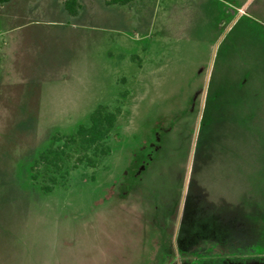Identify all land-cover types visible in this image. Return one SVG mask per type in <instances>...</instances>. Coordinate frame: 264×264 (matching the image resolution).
Segmentation results:
<instances>
[{"label": "rangeland", "instance_id": "obj_1", "mask_svg": "<svg viewBox=\"0 0 264 264\" xmlns=\"http://www.w3.org/2000/svg\"><path fill=\"white\" fill-rule=\"evenodd\" d=\"M64 1L0 3V264H182L174 237L194 146L236 144L249 126L238 57L240 41L264 39V0L242 12V0H77L75 15ZM66 92L107 102L117 123L95 167L45 191L34 162L89 124L54 114Z\"/></svg>", "mask_w": 264, "mask_h": 264}, {"label": "crops", "instance_id": "obj_2", "mask_svg": "<svg viewBox=\"0 0 264 264\" xmlns=\"http://www.w3.org/2000/svg\"><path fill=\"white\" fill-rule=\"evenodd\" d=\"M151 1L131 0V6L138 3V7H151ZM247 1H241L240 12ZM141 15L146 18L145 24H152L156 17L147 11ZM254 18L259 19L252 15L251 20ZM14 29L5 27L2 31L8 34ZM261 36L256 35L255 41H240L238 86L246 92L245 96L250 95L245 100L249 126L239 131L236 144L194 146V152L201 155H192L188 166L174 237V249L182 264H264V99L254 98L264 89V39L258 38ZM63 87L67 89L69 84L53 86ZM59 97L54 114L86 116L98 104L107 103H100L95 97L88 107L73 94L66 92ZM38 98L37 110L41 109L40 92Z\"/></svg>", "mask_w": 264, "mask_h": 264}, {"label": "trees", "instance_id": "obj_3", "mask_svg": "<svg viewBox=\"0 0 264 264\" xmlns=\"http://www.w3.org/2000/svg\"><path fill=\"white\" fill-rule=\"evenodd\" d=\"M10 0H0L5 3ZM107 4L126 5L131 0H107ZM77 0H65L64 7L71 15L77 13ZM117 123V111L104 104H98L89 114V124H79L74 133L66 136H53L61 144L50 147L40 153L34 162L33 169L43 168L45 183L42 188L50 191L60 180L66 179L70 171L79 164L95 167L100 158L110 152L107 139ZM37 173L33 174L36 179Z\"/></svg>", "mask_w": 264, "mask_h": 264}]
</instances>
